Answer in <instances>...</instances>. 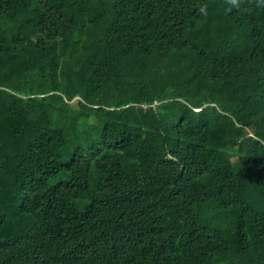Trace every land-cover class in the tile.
<instances>
[{"label": "trees", "instance_id": "1", "mask_svg": "<svg viewBox=\"0 0 264 264\" xmlns=\"http://www.w3.org/2000/svg\"><path fill=\"white\" fill-rule=\"evenodd\" d=\"M228 7L0 0V264H264V5Z\"/></svg>", "mask_w": 264, "mask_h": 264}, {"label": "clouds", "instance_id": "2", "mask_svg": "<svg viewBox=\"0 0 264 264\" xmlns=\"http://www.w3.org/2000/svg\"><path fill=\"white\" fill-rule=\"evenodd\" d=\"M246 2H253V0H226L227 5L229 6L227 10L231 12L233 9H240ZM254 2L258 7L264 5V0H254ZM199 11L204 15H207L206 6L201 7Z\"/></svg>", "mask_w": 264, "mask_h": 264}]
</instances>
